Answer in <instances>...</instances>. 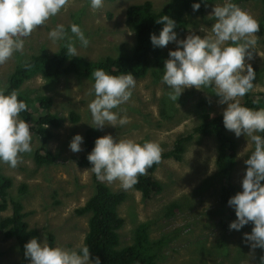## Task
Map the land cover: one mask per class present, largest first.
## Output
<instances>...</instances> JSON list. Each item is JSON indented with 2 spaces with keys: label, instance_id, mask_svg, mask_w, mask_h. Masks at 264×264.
Wrapping results in <instances>:
<instances>
[{
  "label": "rangeland",
  "instance_id": "374dc122",
  "mask_svg": "<svg viewBox=\"0 0 264 264\" xmlns=\"http://www.w3.org/2000/svg\"><path fill=\"white\" fill-rule=\"evenodd\" d=\"M144 0H103L101 8L92 10L88 0H69L65 9L50 17L44 25L37 26L31 35L23 38V54L14 53L13 57L0 64V88L7 85V77L18 60L45 51L52 53L60 48L52 43L47 32L56 24L67 26L75 23L83 30L89 40L87 47H77V55L89 60L105 55H116L129 49L133 43L132 30L125 24L124 10L130 4ZM153 10H159L167 0H150ZM241 9L250 13L258 22L255 33V49L250 50L251 64L255 77L254 88L250 92L264 91V0H233ZM222 0H206L204 9L194 16H185L186 27L175 31L182 39L189 32H199V25L210 27L214 22L209 19L214 4ZM70 34V33H69ZM170 42L163 50L174 49ZM162 72L150 66L142 77H134L136 84L130 99L119 106L129 123L116 128L105 124L96 127L100 135L110 134L116 138H131L137 142L145 140L159 144L161 152L172 148L174 140L191 133L185 143L181 159L160 158L153 176L162 188L161 191L142 198L133 187L124 189L119 181L102 182L112 191H124L126 197L117 207V213L123 218L119 228V245L132 242L133 229L138 222L147 224V233L151 240L162 238L164 243L157 252V261L161 264H259L264 250L250 249L242 240L245 232L251 231V223L239 231L223 228L226 216L232 215L234 209L219 199L220 187L229 183L240 189V180L246 165L247 153L238 156L248 146L246 137H236L233 132H226L236 141L235 163L227 174L217 171V143L211 135L193 132V126L199 122L200 108L210 115L222 113L226 105L217 103L218 97L211 89L197 90L186 88L171 101L169 91L161 81ZM92 77H81L68 73L57 79H46L39 74L25 80L19 90L31 100L36 95L51 96V112L61 117V124L51 128L52 135L47 140L46 149L56 154L50 164L38 165L33 155L39 146L37 135L31 131V153L19 154L17 166L10 168L0 164V170L11 179L8 196L20 201L24 217L29 227L38 230L37 240L47 238L49 246L75 248L83 241L87 231L89 213L78 215L74 209L82 206L94 189L91 170L77 164L76 158L83 151L72 152L68 145L72 136L90 126L91 116L87 108L94 98L90 94ZM243 98V97H242ZM240 98V100H242ZM78 114L77 121H71L69 111ZM115 111V110H114ZM264 183V181H262ZM23 187V188H22ZM174 204L171 213L167 206ZM9 204V203H8ZM11 212L10 204L0 217ZM19 258L18 247L13 238H5L0 230V264H14Z\"/></svg>",
  "mask_w": 264,
  "mask_h": 264
},
{
  "label": "clouds",
  "instance_id": "9594fccd",
  "mask_svg": "<svg viewBox=\"0 0 264 264\" xmlns=\"http://www.w3.org/2000/svg\"><path fill=\"white\" fill-rule=\"evenodd\" d=\"M68 3L69 0H0V64L12 58L14 53L23 54V38L65 9ZM88 4L96 10L102 7L103 0H88ZM191 8L194 12L198 10L200 0H194ZM210 14L209 19L214 21L211 26L199 25L203 35L189 32L182 39L173 30L176 22L164 14L156 19V23L163 25L159 33H150L149 39L154 47L162 48L170 42L176 45L169 49L167 59L163 61L161 81L169 90L168 98L177 103L186 88L211 89L218 97L217 103L226 105L222 109L224 128L236 137L241 134L246 137L248 147L237 154H248L240 180L241 190L227 200L235 213V219L228 227L239 231L251 223V231L243 233L242 240L250 249L264 250V108L253 109L240 100L254 88L255 73L251 64L246 63V57L251 59L250 50L255 49L259 24L233 0L214 4ZM47 37L65 48L69 58L77 56V44L80 47L89 44L83 30L75 23L69 24L67 29L58 23L47 32ZM91 77L90 94L94 98L87 105L91 116L88 124L92 127L107 124L115 128L128 124L129 119L121 115L123 110L119 106L130 99L135 87L132 73L113 75L96 68ZM26 109L25 101L18 99L16 91L6 92L0 88V164L10 168L17 166L19 154L33 151L31 125L19 117ZM82 140L79 133L74 134L69 149L80 151ZM86 158L97 181H119L120 187L128 189L146 169L160 162L161 149L154 141L141 143L131 138L114 139L105 134L95 138ZM23 248L28 264H101L99 257L90 259L89 247L83 243L69 249L49 246L46 237L39 242L32 237ZM259 264H264V255Z\"/></svg>",
  "mask_w": 264,
  "mask_h": 264
},
{
  "label": "trees",
  "instance_id": "16d2710c",
  "mask_svg": "<svg viewBox=\"0 0 264 264\" xmlns=\"http://www.w3.org/2000/svg\"><path fill=\"white\" fill-rule=\"evenodd\" d=\"M194 0H169L159 10L152 8L150 0H144L136 4L126 6L124 10L125 24L132 30L133 43L129 49H124L116 55H105L102 58L89 60L81 55L67 57L66 49L60 46L57 51L48 53L40 51L30 55L27 59L18 60L13 70L7 77L6 92L16 91L18 99L25 101L27 109L19 114V117L30 123V131H33L38 139L39 146L36 148L33 159L38 165L50 164L56 159V154L46 149L47 140L51 137V128L61 124V117L49 110L51 96L36 95L34 102L35 110H32L30 99L19 90L21 84L35 74L46 79H57L63 74H74L81 77H91V72L96 68H102L106 72L119 75L131 72L134 77H142L150 66L161 72L163 61L167 59L168 51L163 47H154L149 39L150 33L158 34L162 23H156V19L166 14L176 23L174 31H183L187 24L185 16H194L204 9L206 0H200V8L195 12L191 8ZM241 103L247 107L257 109L264 108V92H248L242 98ZM71 121H77L79 116L72 110L69 111ZM47 125V126H46ZM193 132L201 135H211L215 138L217 171L227 174L235 163L236 141L226 132L222 123V113L210 115L204 109L199 110V122L193 128ZM100 135L96 127L88 126L83 131V151L76 158L78 165L90 167L86 158L91 150L95 138ZM191 138V133L178 136L172 148L162 151L161 158L181 159L185 150V143ZM157 164L146 169L144 175L139 176L132 187L139 191L142 198L161 191L160 182L154 178L153 171ZM94 189L82 206L74 209L78 215L89 213L87 231L82 243L89 247L90 259L99 257L101 264H161L157 261V250L164 243L162 238L151 240L147 233V224L138 222L133 229L132 242L128 245H119L118 230L123 224V218L118 215L117 207L124 201V191H112L107 185L96 180L91 174ZM11 184L9 176L0 170V211L9 206L11 212L0 217V230L5 238H13L17 244L19 258L14 264H28V258L24 256L23 245L32 237H37L38 230L29 227L24 217L26 212L22 210L20 201L8 196V188ZM23 188V187H22ZM238 189L229 183L222 184L219 199L227 204L230 196ZM9 203V204H8ZM174 204L170 203L167 213L172 212ZM223 228H227L233 216L225 217Z\"/></svg>",
  "mask_w": 264,
  "mask_h": 264
}]
</instances>
